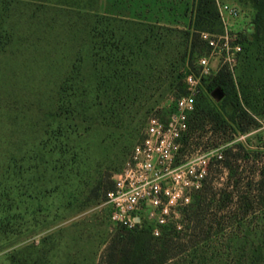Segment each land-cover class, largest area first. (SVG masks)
<instances>
[{
    "label": "rangeland",
    "instance_id": "1",
    "mask_svg": "<svg viewBox=\"0 0 264 264\" xmlns=\"http://www.w3.org/2000/svg\"><path fill=\"white\" fill-rule=\"evenodd\" d=\"M97 1L123 8L122 12L130 13L131 20L174 32L163 33L160 52L145 45L144 52L137 51L132 58L128 52L115 50L116 56L124 57L127 64L123 70L125 60L119 66H110L114 76L103 62V52L96 56L97 71L89 76V57L84 52L82 82L78 85L69 82L66 92L59 94L39 49L28 50L26 56L13 60L1 59L0 264H9L10 254L28 246H34L31 250L34 259L47 253L50 264H69L74 260L76 264H98L121 224L112 218L115 208L108 194L103 201L91 194L92 189L107 171L114 181V176L133 161L135 147L143 143L149 121L159 118L168 126L171 117L179 113L180 100L190 94L191 74L180 63L184 49L178 50L172 44L182 41L178 32L188 27L193 0ZM215 2L218 12L219 5L227 4L239 9L242 17L232 23L228 34L220 25L214 26L213 33H203L209 34L208 41L217 45L211 51L214 54L210 72L217 73L229 58L237 82L243 74L248 76L245 80L252 86V110L256 111L260 127L248 133L229 131L214 135L207 126L191 135L186 144L181 142L173 172L175 179L162 184L164 189L170 188L173 203L164 196L159 208L147 207L136 214L138 222L153 225L155 236L160 234V225L168 224L176 226L182 234L187 233L182 211L193 202L192 197L202 190L206 179L216 192L225 188L228 172L218 161L224 159L227 148L242 144L264 157V44L261 48L252 44L255 9L249 0ZM51 33L55 35L58 31ZM125 33L120 29L116 35L133 43V36ZM200 59L196 61L199 67ZM247 64L255 70L246 71ZM210 75L201 67L200 76L195 77L199 79V92L201 76ZM103 76L109 79L106 81ZM180 86L188 95L179 97ZM212 98L220 101L213 95ZM186 134L181 138L187 137ZM261 162L258 159L252 166L240 162L243 176L256 179ZM263 213L264 209L259 215ZM231 234L232 228L227 225L224 233L200 243L199 253L209 250V260L214 251L211 248L221 249L223 258L218 259L221 262L208 264H225L228 249L222 247L240 241L239 237L231 239Z\"/></svg>",
    "mask_w": 264,
    "mask_h": 264
},
{
    "label": "trees",
    "instance_id": "2",
    "mask_svg": "<svg viewBox=\"0 0 264 264\" xmlns=\"http://www.w3.org/2000/svg\"><path fill=\"white\" fill-rule=\"evenodd\" d=\"M249 1L255 9L252 44L261 48L264 44V0ZM122 9L97 0H0V75L3 73L1 59L13 60L17 56H26L28 50L39 49L42 62L55 85V92L59 94L66 92L69 82L75 85L82 82L84 52L89 57V76L97 71L99 58L96 56L102 52L105 54L103 62L110 73V66H119L125 60L124 57H117L115 50L128 52L132 58L137 51L144 52L145 45L160 52L162 39L165 38L163 33L174 31L131 20L130 13L122 12ZM122 23L125 26H121ZM217 25L223 29L215 0H193L188 27L178 32L182 41L172 45L178 50L184 49L180 63L195 77L200 76L201 71L196 61L208 57L213 49L202 34L213 33ZM120 29L133 36V43L123 36V39L117 37L116 32ZM54 30L58 34L53 35L51 32ZM23 58L26 61V57ZM126 64L125 60L122 70ZM245 70L255 68L247 64ZM118 72L120 74V70ZM247 77L243 74L240 82H237L226 64L209 77L201 76V91L194 98L193 110L187 117V137L180 141L186 144L191 135L205 130L207 126L211 127L214 135H225L229 131L248 133L259 128L256 111L252 110V86L246 82ZM102 79L107 81L109 78L103 76ZM216 90L223 94L218 103L212 98ZM178 95L182 97L188 92L180 86ZM0 96H3V92ZM261 155L242 144L227 148L223 152L224 159L218 161L228 172L227 184L216 192L211 182L207 179L204 181L202 190L192 197L193 202L182 211L187 223L186 234H182L173 224L160 225L158 236L154 235L153 225L147 222H138L131 229L118 225L98 264L213 263L223 258L221 249L211 248L214 251L209 260L207 256L210 251L199 253V245L224 233L227 225L232 228L231 239L239 237L240 241L222 247L228 249L225 264H264V213L259 215L264 209V157ZM258 159L262 160L258 177L243 176L240 162L252 166L256 165ZM111 177L110 172H105L91 194L107 200V194L115 190ZM33 249L34 246H28L14 251L8 257L9 264H50L47 253L34 259ZM69 264H76V261Z\"/></svg>",
    "mask_w": 264,
    "mask_h": 264
},
{
    "label": "built area",
    "instance_id": "3",
    "mask_svg": "<svg viewBox=\"0 0 264 264\" xmlns=\"http://www.w3.org/2000/svg\"><path fill=\"white\" fill-rule=\"evenodd\" d=\"M219 13L227 34L232 23L238 22L242 17L239 9L227 4L219 5ZM208 35L203 34V38L207 41ZM208 42L212 48L217 47L215 41ZM213 54L199 61L207 75L212 74L209 63ZM228 61L229 58L224 63L233 72V67ZM189 81L190 94L180 100L179 113L171 117L168 126L159 118H152L147 125L143 143L135 147L133 161L121 173L114 176L115 190L108 193V200L115 208L112 218L127 228L131 229L138 223L140 220L136 216L138 212H143L151 206L159 208L164 196L171 197L170 188L164 189L162 184L170 178L175 179L173 172L181 147L180 140L188 132V112L193 109L194 98L199 93L197 88L199 79L190 75ZM186 184L188 185V182ZM169 203H173L172 198Z\"/></svg>",
    "mask_w": 264,
    "mask_h": 264
},
{
    "label": "water",
    "instance_id": "4",
    "mask_svg": "<svg viewBox=\"0 0 264 264\" xmlns=\"http://www.w3.org/2000/svg\"><path fill=\"white\" fill-rule=\"evenodd\" d=\"M213 97L216 98L217 100H221L223 97V94L220 90H216L215 92H213Z\"/></svg>",
    "mask_w": 264,
    "mask_h": 264
}]
</instances>
